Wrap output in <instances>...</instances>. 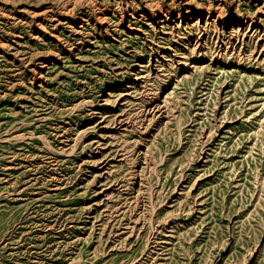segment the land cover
I'll return each mask as SVG.
<instances>
[{
  "label": "rangeland",
  "instance_id": "374dc122",
  "mask_svg": "<svg viewBox=\"0 0 264 264\" xmlns=\"http://www.w3.org/2000/svg\"><path fill=\"white\" fill-rule=\"evenodd\" d=\"M0 264H264V0H0Z\"/></svg>",
  "mask_w": 264,
  "mask_h": 264
}]
</instances>
